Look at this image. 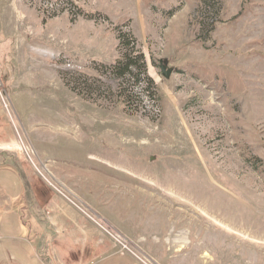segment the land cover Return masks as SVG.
<instances>
[{
  "label": "rangeland",
  "instance_id": "rangeland-1",
  "mask_svg": "<svg viewBox=\"0 0 264 264\" xmlns=\"http://www.w3.org/2000/svg\"><path fill=\"white\" fill-rule=\"evenodd\" d=\"M111 1L0 0L8 158L75 212L60 232L94 257L264 264V0H215L207 32L201 0ZM35 24L54 38L38 41ZM121 31L144 74L105 68Z\"/></svg>",
  "mask_w": 264,
  "mask_h": 264
},
{
  "label": "crops",
  "instance_id": "crops-1",
  "mask_svg": "<svg viewBox=\"0 0 264 264\" xmlns=\"http://www.w3.org/2000/svg\"><path fill=\"white\" fill-rule=\"evenodd\" d=\"M111 4L118 3L112 0ZM82 10L85 13H100L108 19L106 12ZM3 19L5 21L6 16ZM45 27L35 24L30 26L28 32L33 36L35 34L40 42L49 37L53 39V33L47 34ZM68 38L71 41V36L68 35ZM84 40L89 38L83 39L85 44L89 43ZM73 46L69 51L59 47L55 52H62L66 56L77 54L79 47ZM89 57L108 64L118 56L112 60L101 54ZM2 134L3 127L0 126V264H139L134 257L121 251L106 252L94 257L93 248L87 241L83 247H78L76 234L61 233L63 228L71 227L70 222L76 221L75 212L62 205L60 196L50 198L42 181L31 169L25 168L26 165L21 164L23 162L13 163L8 158L13 143L2 140ZM5 143L6 147H1ZM44 237L47 241H44ZM172 242L178 244L177 239H172ZM175 262L177 264V261L171 264Z\"/></svg>",
  "mask_w": 264,
  "mask_h": 264
},
{
  "label": "trees",
  "instance_id": "trees-1",
  "mask_svg": "<svg viewBox=\"0 0 264 264\" xmlns=\"http://www.w3.org/2000/svg\"><path fill=\"white\" fill-rule=\"evenodd\" d=\"M204 13H206L207 20L211 21L210 23H206L205 21L202 22V30L207 32L210 30V26L213 27V23L215 22L214 17L210 18L208 16L209 12L206 11L207 6H216L215 0H201ZM218 4V2H217ZM93 15H90L88 17H92ZM118 48H119V58L110 65H106L105 68L112 69L114 71H117L120 73V77L125 75V73L130 72L131 65L134 64L143 74L146 71V61L145 56L142 50L136 48L135 40L131 38V36H128L125 33H122V31L118 35ZM134 52V56H131L130 53ZM73 79V78H71ZM149 82H151V79H148ZM69 82V81H68ZM71 89L76 90L75 86H71Z\"/></svg>",
  "mask_w": 264,
  "mask_h": 264
},
{
  "label": "built area",
  "instance_id": "built-area-1",
  "mask_svg": "<svg viewBox=\"0 0 264 264\" xmlns=\"http://www.w3.org/2000/svg\"><path fill=\"white\" fill-rule=\"evenodd\" d=\"M40 10L41 11H44L46 13V11H55L57 10V5H53V4H50L46 1H42L41 4H40Z\"/></svg>",
  "mask_w": 264,
  "mask_h": 264
}]
</instances>
